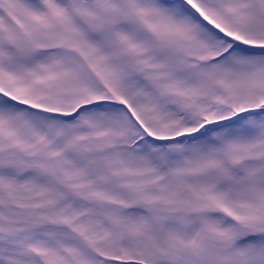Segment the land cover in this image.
<instances>
[{"label":"snow or ice","instance_id":"6c2138e0","mask_svg":"<svg viewBox=\"0 0 264 264\" xmlns=\"http://www.w3.org/2000/svg\"><path fill=\"white\" fill-rule=\"evenodd\" d=\"M0 264H264V0H0Z\"/></svg>","mask_w":264,"mask_h":264}]
</instances>
